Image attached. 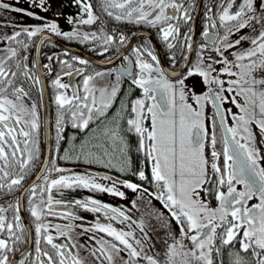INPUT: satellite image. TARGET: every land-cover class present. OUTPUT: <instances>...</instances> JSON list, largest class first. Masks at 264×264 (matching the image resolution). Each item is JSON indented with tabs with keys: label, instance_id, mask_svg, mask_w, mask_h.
I'll return each instance as SVG.
<instances>
[{
	"label": "snow or ice",
	"instance_id": "1",
	"mask_svg": "<svg viewBox=\"0 0 264 264\" xmlns=\"http://www.w3.org/2000/svg\"><path fill=\"white\" fill-rule=\"evenodd\" d=\"M26 2L30 8L43 12L52 7L50 0ZM69 2L78 11L66 18L74 27L63 31L59 25L62 12L49 20L8 0H0V12L12 11L42 21L0 36V41L9 43L6 49L0 50L3 52L0 55V194L9 195L18 190L32 170L33 162L39 159L35 136L40 126L37 104L26 103L29 92L22 83H17L23 79L31 81L34 87L43 84L39 74L33 71L38 63L33 61L29 67L28 56L20 55L21 51H28L29 41L47 30L69 41L98 43L102 48L100 55L108 53L114 45L125 48L131 45V39L116 30L109 33L101 27L99 33L81 32L78 25H95L100 16L92 0ZM99 5L100 11L115 21L157 28L170 52L179 45L184 64L180 70L166 73L156 52L147 46L148 42L132 46L129 55L118 51L115 59L122 56V68L92 74H86L91 62L71 55L68 50H64V55H71L74 63L48 57L49 63L43 66L47 73L52 72L51 62L56 60L64 76L83 77L80 86L62 82L60 73L51 81L56 90V148L59 150L61 142L66 141L69 127L84 134V139L77 143L76 132L67 137L69 147L64 149L63 156L45 157L43 164L50 163V167H42L36 177L43 182L34 181L23 190L29 193L28 211L35 224L34 255L28 248L20 247L31 242L28 229L21 222L20 198L16 197L15 204H9L8 208L0 206V264H88L87 258L72 251L86 247L71 235L76 228L81 229L77 235L93 233L89 236V240L95 241V247L89 251L93 264H224L225 248L230 249L229 264H264V167L261 166L264 156L256 140L257 135L264 140V0H219L215 5H205L206 23L202 32L205 43L199 45L195 63L186 54L193 51L194 41L188 33L182 34L180 27L181 21L187 24L193 19L195 0L187 3L185 0H99ZM10 23H0V27ZM246 28L251 33L240 34ZM220 29L224 30L223 35ZM22 35L27 41L20 39ZM181 35L182 41L178 39ZM237 35V39H231ZM46 40L51 42L50 37H42L36 45L37 51ZM243 42H248L249 47L242 48ZM13 43L16 47L11 46ZM169 59L175 68L176 55L171 54ZM113 62V58L107 60L109 64ZM74 64L85 67H74ZM196 76L201 78L206 91L197 93L195 83L191 86L186 83ZM104 77L111 82L98 87L97 78ZM123 77L130 78L126 96H131V89L135 88L141 91L139 97L130 101L120 98ZM118 100L120 106L109 115ZM227 104H232L237 111L225 107ZM208 105L214 109L211 116L207 114ZM229 116L231 126L227 122ZM145 121L150 123L146 125ZM129 134L137 138L135 151L143 157L138 167L132 159ZM218 142L223 145L222 152L216 149ZM57 158L98 165L107 171L104 174L71 172L58 167ZM149 166L150 179L145 171ZM111 171L120 175H109ZM52 172L69 174L49 179L48 173ZM129 175L150 183L155 190L149 191L142 183L133 182L127 178ZM76 188L127 199L122 188L136 194V199L130 201V208L116 207L96 198L74 200L65 207L70 209L74 204L88 212L103 213L106 221L102 222L97 215L88 226L74 225L71 221L84 220V217L71 210L54 211L53 205L63 202L54 200L52 192ZM145 197L149 205L152 199L159 201L168 213L167 220L162 212L156 213L165 233V238L158 241L163 244L160 251H154L157 242L150 235L153 229L143 217L137 221L130 214L133 209L139 211L137 201ZM10 209L11 219L6 215ZM45 215H59L70 222L43 223ZM116 224L123 227L118 228ZM51 228L55 229L56 236L50 233ZM95 233L103 235L97 239ZM60 238L65 242L57 243Z\"/></svg>",
	"mask_w": 264,
	"mask_h": 264
},
{
	"label": "flooded vegetation",
	"instance_id": "2",
	"mask_svg": "<svg viewBox=\"0 0 264 264\" xmlns=\"http://www.w3.org/2000/svg\"><path fill=\"white\" fill-rule=\"evenodd\" d=\"M9 3L15 4L17 7L26 8L30 11H34L37 13V15L40 16H46L49 20L55 19L56 16L59 13H63V15H60L59 18V25L63 31H69L71 30L74 25H69L66 22V18L68 15L75 16L78 9L77 7L73 6L69 0H50L52 7L51 10L48 12H43L39 8H30L29 4L26 2V0H20V2L17 4L16 0H8ZM92 3L94 5V9L96 10V13L98 16H100V21L97 22L95 25H78L81 32H93L96 31L99 33V29L103 27L106 32L111 33L113 30H116L118 33L122 32L126 36H128L131 39V45L127 46L126 48L124 46H113L110 51L104 55H100L99 52L102 51V48L99 47L98 43L93 44L91 42L87 44H81L76 40L69 41L64 37L55 36L52 35L50 32L45 30L44 32L40 33L37 37H34L31 41H29L30 47L27 52L21 51L20 55L28 56L27 63L29 64V67H31L32 62L36 61L38 63V67L36 69H33L34 72L39 74L41 77L43 84L42 86H32L31 81H24L21 79L17 83H22L25 91L29 92V99L26 100V103L31 105L32 103L37 104V112L39 117V128L37 129V132L35 134L36 139L38 141V148H39V159L35 160L33 162V167L28 176L25 178V180L22 182V186L14 191L12 194L4 195L0 194V206L8 208L9 204H15V198H20V215H21V222L26 225L28 229V235L30 237V243L27 245H21V249L23 250L25 247L28 248L30 251H32L33 255L35 254V224L34 220L31 217L28 209V195L29 193L24 192V188L29 187L32 185V183L35 181L36 183H42L43 181H37L35 178V175L37 171L39 170V167L42 165L43 159L46 155V152L49 151L48 157H60L64 155V149L69 147V144L66 142L67 137H70L73 132H76V130L71 129L70 127L67 129V136L66 141L61 142V146L59 150L56 148L55 144V119H56V113L57 108L54 103V96L56 90L52 87L51 81L56 78V75L58 73L62 76V82L68 83L72 86H80L82 83V76H76L73 75L72 77L64 76L61 72L62 66L54 60L51 62L52 72L49 74L44 69V64L49 63L48 57L54 56L58 57L60 60H68L70 63H74L71 61V55H78L80 57L88 59L91 63L86 68V74H92L96 71H105L112 68L120 69L124 65V61L121 58L115 59L117 56L118 51L123 53L124 55H129L131 53V47L132 46H139L144 45L146 42H148L147 46L152 48L156 54L158 55L159 60L161 61V66L164 69L166 73H171L172 71H177L181 69V65L184 64V60L181 55V50L179 48V45L177 44V47L170 52L165 43L160 38L159 32L157 28H152L147 25H136L132 23H122L115 21L109 17H107L102 11H100V5L99 0H92ZM185 3H187V0H185ZM219 3V0H195V6L193 7L191 11V15L193 19L189 21L187 24H184L183 21L180 22L181 27V33H188L191 35L194 45H193V51L191 53L186 54L189 55L190 60L195 63L197 60L196 51L199 49V45L202 43H205V38L202 36V32L205 27V5H215ZM215 10V9H214ZM171 12V9L168 10ZM233 11H235V7L233 8ZM11 22L7 27H0V36H3L5 34H11L15 30H19L21 26H35L42 23L40 20L32 19L27 16H22L20 13L12 12V11H4L0 12V23H7ZM171 23H176L175 21H171ZM223 29H220V34L223 35ZM251 29H244L240 34H250ZM42 37H50V41H45L41 47L40 50L37 51L36 45L40 44ZM238 38L237 36H232L231 39L235 40ZM20 39L26 40L27 37L22 35ZM179 40H183L184 36L181 35ZM173 43H176V41H173ZM127 44V42H126ZM9 46V43L7 41H0V50L6 49ZM12 47H16V45L13 43L11 45ZM249 47L248 42L242 43V48ZM93 48H96L95 51L91 50ZM64 50H68L71 55L65 56ZM175 54L178 60V63L176 64L175 68H173L172 62L169 59V56L171 54ZM3 52L0 51V55H2ZM208 52H205V55H208ZM212 55H215V53H211ZM109 58H113L114 62L109 64L107 63V60ZM232 57L229 56V59ZM134 61V57H133ZM74 67H85L83 65L74 64ZM15 70V69H13ZM135 70V69H134ZM67 71V69H65ZM114 76L111 78L114 80ZM226 79V77H224ZM201 78L191 77L189 78L186 83H188L190 86L195 83L196 89L195 91L197 93H201L203 91H206V87L200 83ZM110 79L108 77L104 78H97L96 85L98 87H102L105 84L110 83ZM121 88L122 91L119 93V96L121 99L131 100L139 97L141 95V91L139 89L132 88L131 89V96H126V94L130 90V78L123 77L121 79ZM42 89V90H41ZM44 91L46 92L45 100H44ZM67 94H71V89L67 91ZM48 101V102H47ZM120 106L119 100L116 102L115 106L110 110L109 115H112L115 113L116 109ZM227 108H231L233 112H236L237 109L232 104L225 105ZM214 109L211 107V105H208L207 107V114L209 116L212 115ZM127 118V117H125ZM48 121V122H47ZM228 124L231 126L232 120L229 116L227 118ZM146 125L150 123V121L144 122ZM47 124V128H46ZM207 126L209 128V131L211 132V122H207ZM92 127H96L95 124L92 125ZM217 136L219 139L220 136V129H219V123L217 122L216 127ZM47 133L49 136H47ZM78 136V141L81 139H84V134L76 132ZM128 139L130 142V145L132 147V159L134 162V166H139V161L143 159V157L138 154L135 151V147L137 144V138L134 135L129 134ZM257 144L259 147H261V155L264 156V140H261L260 136L257 135L256 137ZM217 151L222 152L223 145L222 143H217L216 146ZM220 165L223 164V156L221 155V158L219 160ZM56 165L60 168L71 170V172H77V173H83V172H94V173H100L104 174L107 170L103 169L102 167L98 165H85L82 162H67L65 160L56 159ZM264 167V164L261 165ZM46 167H50V163L46 165ZM146 174L149 176V179L151 178V171L150 166L145 168ZM69 173L62 172V173H48L49 179H55L59 175H66ZM109 175L113 176H119L120 174L111 171L108 172ZM125 177H121L123 179ZM128 179L132 180L136 183H142L143 187L148 188L149 191H154V187L148 183V182H140L136 177L129 175L127 177ZM101 183H107L105 181H100ZM121 190L126 192L127 199H121L119 197H114L110 194L106 193H100V192H94L88 189L84 188H76L75 190L72 189H53L52 195L54 200H61L63 203L61 205H53L54 211L57 213H61L66 210L74 211L78 216L84 217V220H75L71 221V223L75 224H83L84 226H88L90 223L94 222L96 219V216L99 215L102 222L104 221L103 213L95 214L92 212H88L83 210L82 208L75 206L74 204L71 206L70 209L66 208L65 205L69 204L70 202L80 199L84 200L86 198H96L101 200L104 203H108L110 205L116 206V207H125L130 208L131 207V200L136 199V194L132 193L130 190L122 189ZM7 190L5 189V192ZM46 198V194H45ZM36 201H39V197L35 198ZM256 201H253L255 203ZM139 206V211L133 209L130 213L134 219L139 221L141 217L145 220L146 224H148L153 231L150 233L153 237V241L156 243V249L154 251H160L163 248V244L158 242L162 241L165 238L164 230L160 228V221L156 219V213L162 212L164 214V219H168V213L167 210L163 209L162 205L159 201L152 199L151 205L148 204V198L145 197L143 200L137 201ZM216 202L213 199L212 200V206L215 207ZM151 212L152 215H148L147 213ZM9 219H11L13 215V211L10 209L7 214ZM43 223H50L51 225H65L69 223L70 221L68 219L61 218L59 215L57 216H51V215H45L42 218ZM173 228L176 230L177 234L179 232L178 228L175 227L174 221ZM116 227H123L122 225L116 224ZM81 229L76 228L71 235L73 238L77 241L78 244L85 245V248H77L72 249V251L78 252L81 257L87 258L88 264H93L94 258L89 256V251L92 250L95 247V241L89 240V236L93 235V233H88L86 235H77ZM138 232V230H137ZM50 233L53 236H56L57 233L54 228L50 229ZM97 239L100 238V233H95ZM105 239H108L105 237ZM57 243H64L65 239L60 238L56 241ZM239 245L238 243L235 245V248L238 249ZM229 248H225L223 253V261L224 264H229ZM151 254V253H150ZM19 254L17 253V256Z\"/></svg>",
	"mask_w": 264,
	"mask_h": 264
},
{
	"label": "water",
	"instance_id": "3",
	"mask_svg": "<svg viewBox=\"0 0 264 264\" xmlns=\"http://www.w3.org/2000/svg\"><path fill=\"white\" fill-rule=\"evenodd\" d=\"M45 94H46V92L44 91V100H45V97H47ZM47 102H48V101H47ZM47 122H48V121H47ZM46 128H47V124H46ZM47 136H49L48 133H47ZM48 154H49V151L46 152L45 157H48ZM45 157H44V159H45ZM44 159H43V161H44ZM42 167H46V165H44L43 162H42V165L39 167V170L37 171V173H36V175H35V178L37 177V175H40V174H41V173H40V170H41Z\"/></svg>",
	"mask_w": 264,
	"mask_h": 264
}]
</instances>
